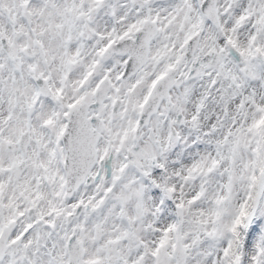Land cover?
<instances>
[{
    "label": "snow or ice",
    "instance_id": "obj_1",
    "mask_svg": "<svg viewBox=\"0 0 264 264\" xmlns=\"http://www.w3.org/2000/svg\"><path fill=\"white\" fill-rule=\"evenodd\" d=\"M0 264H264V0H0Z\"/></svg>",
    "mask_w": 264,
    "mask_h": 264
}]
</instances>
